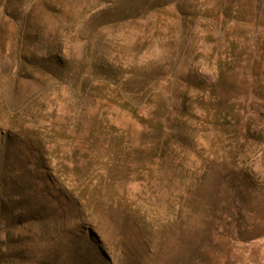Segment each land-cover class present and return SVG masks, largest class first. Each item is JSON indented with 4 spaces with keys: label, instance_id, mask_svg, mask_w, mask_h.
I'll return each instance as SVG.
<instances>
[{
    "label": "rangeland",
    "instance_id": "374dc122",
    "mask_svg": "<svg viewBox=\"0 0 264 264\" xmlns=\"http://www.w3.org/2000/svg\"><path fill=\"white\" fill-rule=\"evenodd\" d=\"M0 264H264V0H0Z\"/></svg>",
    "mask_w": 264,
    "mask_h": 264
}]
</instances>
